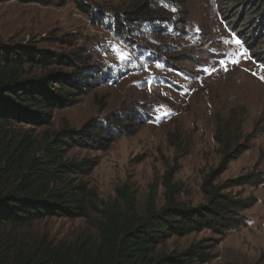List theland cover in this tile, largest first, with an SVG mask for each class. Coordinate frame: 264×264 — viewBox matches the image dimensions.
<instances>
[{
	"label": "rangeland",
	"instance_id": "obj_1",
	"mask_svg": "<svg viewBox=\"0 0 264 264\" xmlns=\"http://www.w3.org/2000/svg\"><path fill=\"white\" fill-rule=\"evenodd\" d=\"M253 13L238 0H0V43L67 62L32 72L65 73L73 64L91 72L73 102L53 109L50 123L6 128L37 142L64 128L106 130L99 144L80 140L65 149L67 159L91 165L63 175L59 185L82 188L90 218L7 228L0 244L64 246L94 233L98 210L119 211L127 197L137 209L163 205L168 191L187 206L204 204L208 179L224 194L255 200L241 212L243 225L221 235L173 236L157 251L202 241L212 246L205 264H264V132L225 171L212 172L219 160L216 113L245 106L246 133L259 118L264 122V63L253 58L264 50V37L256 30L258 46L248 48L235 33L242 23L253 25ZM34 155L45 160L39 149Z\"/></svg>",
	"mask_w": 264,
	"mask_h": 264
},
{
	"label": "trees",
	"instance_id": "obj_2",
	"mask_svg": "<svg viewBox=\"0 0 264 264\" xmlns=\"http://www.w3.org/2000/svg\"><path fill=\"white\" fill-rule=\"evenodd\" d=\"M238 1L254 10L255 20L249 28L240 24L235 33L248 48L258 46L254 32L264 37V0ZM253 58L264 63V50L254 52ZM51 64L67 62L31 46L0 43V231L27 227L45 218H90L82 188L59 185L63 175L86 173L91 165L67 159L65 149L80 140L99 144L106 130L101 125H85L80 131L64 128L37 142L27 131L16 134L6 128L19 123H50L53 109L73 102L88 84L91 72L74 64L65 73L32 72ZM53 84L58 87L52 88ZM246 113L245 106L238 105L215 114L213 139L219 160L213 175L225 171L264 132L260 118L249 132L243 131ZM134 125L137 128L139 124ZM36 149L44 161L34 155ZM204 185H210L205 189V203L196 206L178 202L168 191L159 207L137 209L127 197L119 211L99 209L93 220L94 233L64 246L37 240L0 244V264H205L212 257V246L202 241L180 252H159L157 247L173 236L205 230L221 235L236 229L243 225L241 212L255 200L224 194L222 186H212L208 179Z\"/></svg>",
	"mask_w": 264,
	"mask_h": 264
},
{
	"label": "snow or ice",
	"instance_id": "obj_3",
	"mask_svg": "<svg viewBox=\"0 0 264 264\" xmlns=\"http://www.w3.org/2000/svg\"><path fill=\"white\" fill-rule=\"evenodd\" d=\"M173 10H175V9H173ZM205 71H207V69ZM165 114H168V113H165Z\"/></svg>",
	"mask_w": 264,
	"mask_h": 264
}]
</instances>
